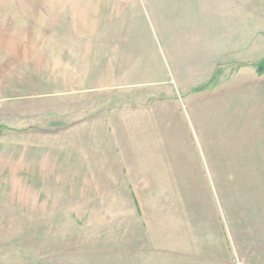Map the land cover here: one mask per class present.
<instances>
[{"label": "rangeland", "instance_id": "1", "mask_svg": "<svg viewBox=\"0 0 264 264\" xmlns=\"http://www.w3.org/2000/svg\"><path fill=\"white\" fill-rule=\"evenodd\" d=\"M89 3L90 24L93 16L100 29L87 32L80 25L68 34L57 32V7L50 3L0 0V264H50L56 252L45 240L50 227L44 207L62 204L88 218L104 205L103 212L115 207L112 212L120 216L132 195L128 191L137 193L157 179L162 197L172 188L182 215L218 218L234 235L264 228V0ZM78 16L85 20V13ZM167 23L207 28L210 57L175 66L158 29ZM218 57L224 71L214 75ZM76 84L86 95L62 101L61 92ZM169 90L173 99L161 94ZM113 91L136 109L138 121L150 123L159 120L150 111L176 108L175 101L184 98L188 109L181 105L168 114L182 134L161 153L168 161L159 164L168 166L150 179L128 173L96 179L65 171L60 177V163H75L65 136L57 135L60 129L71 124L75 107L107 102L102 97ZM36 137L42 147L29 143ZM55 166L56 176L46 177V168ZM56 183L68 194L55 193Z\"/></svg>", "mask_w": 264, "mask_h": 264}, {"label": "crops", "instance_id": "2", "mask_svg": "<svg viewBox=\"0 0 264 264\" xmlns=\"http://www.w3.org/2000/svg\"><path fill=\"white\" fill-rule=\"evenodd\" d=\"M90 1L93 3V0H43L57 7L54 13L60 20L57 32L67 31L68 34L71 28L78 32L80 25L81 30L85 28L87 32L100 29L94 25L93 16H90V24L88 9L93 6ZM68 12H71L72 19ZM81 12L85 13L83 21L78 16ZM158 29L162 34L164 43L161 44L166 49V55L175 66H186L192 64L194 59L210 57L206 43H209L211 33L207 28L200 30L183 24L167 23ZM0 48L4 49L3 46ZM1 56L3 54L0 59ZM220 59L218 57L215 60L214 66ZM217 66L214 75L224 71L225 65ZM68 91L61 92L62 101L86 95V91L79 90L77 84ZM161 94L172 99L176 96L170 90ZM102 98H108L104 103L110 106L96 102L89 107H75L77 110L70 116L75 115L71 124L60 129L57 134L65 136L64 145L72 150V156L68 158L75 160V163L66 162L65 166L60 163V177L64 176L65 171L66 175L75 177H82L86 172L87 177L96 179L125 177L127 173L130 177L159 178L158 171L168 166L159 164L168 161L161 153L165 148L168 150L177 145L178 137L182 135L179 123L169 121L168 114L173 116L174 112L181 111V105L182 109H188L183 103L184 98L179 103L173 100L176 108L172 105L169 109L150 111V116L158 117L157 123L138 121L136 109L128 106L130 102L128 105L123 104L124 95L116 91L106 93ZM30 129L36 131L33 127ZM42 133L45 137L49 135ZM37 139L29 143L35 148L42 147L41 141ZM57 168H46L45 176H56ZM143 168L148 171L145 175L139 172ZM97 182L99 186L102 185L100 180ZM155 183H143L137 193L129 190L131 198H127L126 212L120 216L112 212L115 207L108 213L103 212L104 205L98 210L93 209L95 211L88 218H83L86 215H81L80 209L68 208L66 205L52 204L50 209L44 207L46 226L50 227L49 230L46 228L45 240L52 244L51 248L56 252L50 255V264H264V228L257 232L253 230L251 236L234 235L218 218L182 215L178 205L173 202L172 188H168L165 197H162V181L157 179ZM60 184H55V193L60 192ZM62 191L60 193L66 195L69 192L66 189ZM41 222L42 219H39V225ZM69 236L71 241L68 240ZM56 237L59 239L56 240ZM81 243H84L83 247ZM65 245L67 248L63 249ZM90 245L96 249H90Z\"/></svg>", "mask_w": 264, "mask_h": 264}]
</instances>
